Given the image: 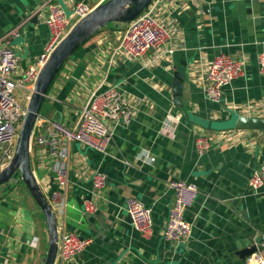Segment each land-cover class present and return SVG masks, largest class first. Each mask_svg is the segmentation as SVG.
I'll list each match as a JSON object with an SVG mask.
<instances>
[{"label": "crops", "instance_id": "obj_1", "mask_svg": "<svg viewBox=\"0 0 264 264\" xmlns=\"http://www.w3.org/2000/svg\"><path fill=\"white\" fill-rule=\"evenodd\" d=\"M46 1L0 0V45L9 43L19 57L15 78L44 53ZM57 1L71 12L76 3L94 8L105 0ZM160 17L174 32L173 55L148 67L156 51L129 61L115 50L120 28H103L67 60L43 100L40 117L72 128L89 95L115 85L134 112L125 126L108 124L104 153L64 144L68 182L61 193L63 207L55 212L59 234L74 232L90 243L72 261L55 264H245L239 257L241 242L250 245L264 237V193L248 187L252 173L264 164V130L234 127L240 116L264 118V77L256 61L264 52V0H201L184 10L169 8ZM221 53L241 61L244 73L223 88L214 104L203 94L205 70ZM181 62L186 64L185 116L171 94L173 71ZM167 115L178 117L171 128L164 127ZM197 135L211 142L201 156L194 148ZM145 154L154 162H144ZM30 161L48 195L56 188L50 185L55 157L32 144ZM95 171L106 175L107 184L93 197ZM170 181L192 183L198 190L185 212L191 234L177 245L163 238L173 201ZM127 198L151 208L154 225L148 238L131 227ZM87 199L97 207L94 214L82 211ZM47 251L44 216L25 186H0V264H42Z\"/></svg>", "mask_w": 264, "mask_h": 264}, {"label": "built area", "instance_id": "obj_2", "mask_svg": "<svg viewBox=\"0 0 264 264\" xmlns=\"http://www.w3.org/2000/svg\"><path fill=\"white\" fill-rule=\"evenodd\" d=\"M199 1L201 0H152L137 18L124 26L115 49L116 52L122 58L135 61L143 60L149 52L156 51L158 54L145 63L146 67L173 55L175 51L172 45L174 32L161 19V12L169 8L184 10L187 6ZM62 6V3L57 0L46 1L44 23L48 32V42L44 47V53L35 65L30 66L18 78L14 77L19 66L18 55L9 43L0 45V171L14 154L18 130L25 115L26 108L18 100L16 91L22 90L25 93L24 99H29L39 70L49 54L72 26L93 9L87 4L76 3L70 14L66 16ZM256 61L258 72L264 77V52L257 55ZM243 73L244 67L241 61L222 53L218 54L205 70L203 94L206 100L218 104L223 88L241 78ZM133 115V108L128 99L115 85L92 92L81 108L77 122L72 128L38 115L32 130L31 145L45 147L55 157L53 182L56 188L46 195L54 212L63 207L61 193L68 182L62 161L66 157L64 144L77 143L89 150L104 153L110 141L108 124L125 126ZM177 122V116L167 115L164 127L171 128L172 124ZM194 148L197 155L201 156L211 148V142L206 136L197 135L194 139ZM144 158V162H154V158L147 154ZM90 182L91 192L95 197L98 192L105 189L107 177L95 171ZM248 187L253 192L264 193V164L252 173L248 180ZM168 188L173 194V201L164 223L163 238L166 242L177 245L186 241L191 234V224L185 219V212L195 203L198 190L194 184L184 181H170ZM47 190L48 187L44 191ZM125 206L133 230L142 237L148 238L154 225L151 208L137 198H127ZM82 211L84 214H94L97 211L93 199L83 201ZM89 243L88 239L74 232L59 234L56 262L72 261L85 250ZM30 244L35 246V240ZM245 264H264V237L260 249L247 257Z\"/></svg>", "mask_w": 264, "mask_h": 264}, {"label": "water", "instance_id": "obj_3", "mask_svg": "<svg viewBox=\"0 0 264 264\" xmlns=\"http://www.w3.org/2000/svg\"><path fill=\"white\" fill-rule=\"evenodd\" d=\"M152 0H105L94 7L90 13L78 20L61 42L49 54L39 70L32 92L29 96L18 130L14 154L8 164L0 171V186L9 183H22L44 216L48 231V251L42 264H55L58 252L59 230L56 213L48 202L47 196L39 185L37 174L33 171L30 161L32 130L39 115L43 100L48 89L60 71L61 67L73 53L109 24L126 26L137 18L151 3ZM168 66V64H164ZM186 64L181 62L174 68L171 94L173 105L180 109L185 116L182 104V89ZM236 129L264 130V118H247L240 116L234 125ZM19 175V179L15 175ZM50 185H53V178ZM263 237L259 236L249 244L241 242L240 258L246 259L260 249Z\"/></svg>", "mask_w": 264, "mask_h": 264}, {"label": "rangeland", "instance_id": "obj_4", "mask_svg": "<svg viewBox=\"0 0 264 264\" xmlns=\"http://www.w3.org/2000/svg\"><path fill=\"white\" fill-rule=\"evenodd\" d=\"M62 7H63V10H64L66 16H68V15L70 14V11H68V10L65 8V6H62ZM123 29H124V26H120V32H121V33H122ZM16 92H18V91H16ZM23 94H24L23 91H19V92H18V95H17V98H18V100L22 103L23 107L26 108L27 103H28V100L22 98ZM29 96H30V94H29ZM23 97H24V96H23ZM15 178H16V179H19V175L16 174V175H15ZM17 183H20V182H17ZM17 183H14V184H17ZM12 184H13V183H12Z\"/></svg>", "mask_w": 264, "mask_h": 264}, {"label": "trees", "instance_id": "obj_5", "mask_svg": "<svg viewBox=\"0 0 264 264\" xmlns=\"http://www.w3.org/2000/svg\"><path fill=\"white\" fill-rule=\"evenodd\" d=\"M107 27H117V28H120V26H114V24H109ZM84 43H85V42H84ZM84 43H83V44H84ZM83 44H81L80 46H82ZM79 48H80V47H79ZM79 48H78V49H79ZM78 49H77V50H78ZM77 50H76V51H77ZM76 51H75V52H76ZM75 52H74V53H75ZM74 53H73V54H74ZM62 67H63V66H62ZM62 67H61V68H62ZM60 70H61V69H60ZM59 72H60V71H59ZM59 72H58V73H59ZM56 76H57V75H56ZM53 81H54V80H53ZM52 83H53V82H52ZM52 83H51V85H52ZM51 85H50V87H51ZM50 87H49V89H50ZM49 89H48V90H49Z\"/></svg>", "mask_w": 264, "mask_h": 264}]
</instances>
